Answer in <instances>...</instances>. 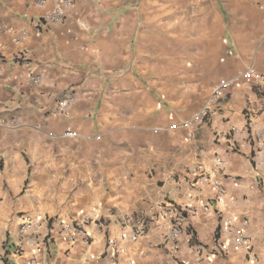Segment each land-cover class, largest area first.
<instances>
[{"label":"crops","instance_id":"crops-1","mask_svg":"<svg viewBox=\"0 0 264 264\" xmlns=\"http://www.w3.org/2000/svg\"><path fill=\"white\" fill-rule=\"evenodd\" d=\"M58 1L0 0V120H18L0 126V264H264V86L238 83L191 131L158 130L193 119L222 79L264 73V0H71L45 23ZM169 204L192 209L173 241ZM85 218V235L57 223Z\"/></svg>","mask_w":264,"mask_h":264},{"label":"built area","instance_id":"built-area-1","mask_svg":"<svg viewBox=\"0 0 264 264\" xmlns=\"http://www.w3.org/2000/svg\"><path fill=\"white\" fill-rule=\"evenodd\" d=\"M47 0H39L40 5H45ZM72 5L71 0H60L57 3V7L54 12L48 14L47 16L44 17V22L45 23H57L61 22L64 20V11L66 8L70 7ZM264 9V5L262 6ZM5 30V27L0 26V34ZM25 36V33H21V37L18 39L17 43L21 41V39ZM1 73V70H0ZM29 81L33 83H38L39 80L38 78L34 76H29ZM242 81H250L255 85L259 86H264V73L256 70L254 67L249 68L246 70L244 73L237 75L233 78L230 79H222L217 86L213 89L212 95L202 111L198 114H196L193 119L186 121L181 124H172L169 127L166 128H160L158 130H166L169 132H175L179 129H185V130H193L197 125L201 124L203 120L205 119L210 107L214 103L216 99H218L224 92L230 90L233 88L235 85ZM73 98H69L65 101H62L59 103L57 111L58 113L62 114L64 111L74 103ZM18 123V120H11V121H6V120H0V126H5V127H13ZM63 138H70V139H80L84 138L88 141H91L93 137L88 136V135H81L77 131H72V130H67L65 131L62 136ZM96 139H99L97 137ZM203 182H207L210 180L209 176L203 175L200 178ZM213 185L216 189L219 190V194H223L224 191L222 188H220L218 181H214ZM190 207H186V209L182 210L176 207L175 205L169 204L165 206L162 210L160 215L158 216V220L165 221L168 223L169 227V233L167 235V239L170 241L175 240L179 234L181 233V226H180V221L183 218L184 214L189 209ZM89 218H85L82 222H65V221H58V225L61 228L62 232L65 234L69 233H77L80 235H85V225L89 222ZM227 231L229 233H234V245L237 250H244L247 252L248 257L251 260H255V256L253 253V246H252V241L251 238L248 237L243 230H233L231 227V220H227ZM38 226V222L34 220L30 216H25L22 218L21 221V232L25 236H29L31 234V231ZM147 233V223L145 221H139L137 225L134 228V231L132 235L130 236L132 241H137L140 237H143ZM38 245V243H36ZM112 247H116V243L112 241L111 243ZM14 255L16 256H23L24 251L22 248L19 246L14 250ZM26 264H42L38 257L35 255L27 257Z\"/></svg>","mask_w":264,"mask_h":264}]
</instances>
